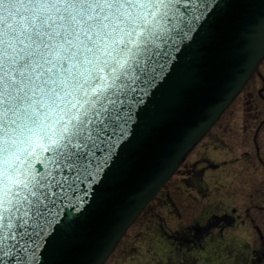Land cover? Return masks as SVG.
<instances>
[{
  "label": "snow or ice",
  "instance_id": "obj_1",
  "mask_svg": "<svg viewBox=\"0 0 264 264\" xmlns=\"http://www.w3.org/2000/svg\"><path fill=\"white\" fill-rule=\"evenodd\" d=\"M170 7L0 0V261L12 258L5 241L32 236L33 222L91 174L122 118L121 97L155 71L152 47Z\"/></svg>",
  "mask_w": 264,
  "mask_h": 264
},
{
  "label": "water",
  "instance_id": "obj_2",
  "mask_svg": "<svg viewBox=\"0 0 264 264\" xmlns=\"http://www.w3.org/2000/svg\"><path fill=\"white\" fill-rule=\"evenodd\" d=\"M155 71L134 82L90 173L0 264H105L264 59V0H168ZM99 165V167H97ZM40 171H43L40 168ZM39 233V235H37ZM19 257V259H17Z\"/></svg>",
  "mask_w": 264,
  "mask_h": 264
},
{
  "label": "rangeland",
  "instance_id": "obj_3",
  "mask_svg": "<svg viewBox=\"0 0 264 264\" xmlns=\"http://www.w3.org/2000/svg\"><path fill=\"white\" fill-rule=\"evenodd\" d=\"M263 78L264 63L105 264H249L254 249L264 251ZM232 209L235 228L190 248L193 227Z\"/></svg>",
  "mask_w": 264,
  "mask_h": 264
},
{
  "label": "flooded vegetation",
  "instance_id": "obj_4",
  "mask_svg": "<svg viewBox=\"0 0 264 264\" xmlns=\"http://www.w3.org/2000/svg\"><path fill=\"white\" fill-rule=\"evenodd\" d=\"M264 63V62H263ZM262 63V65H263ZM261 65V66H262ZM264 79V78H263ZM237 212L235 209H232L231 212L224 213L223 215H214L212 217H209L206 222L203 225L193 227L196 232L190 235V237L186 236V239L189 241H192V247H201L200 250L203 248V243L205 241V238L210 236L213 233H217L221 236L226 235V233L229 231V229L235 228L237 225ZM255 229L258 227L255 226ZM259 231L258 236L261 239H264L263 232L261 231L260 228H258ZM256 233V235H257ZM215 235V234H214ZM257 237H254V239ZM233 254L238 255L240 250L239 249H232ZM261 252L260 250L254 249L251 253V258L249 264H264V251Z\"/></svg>",
  "mask_w": 264,
  "mask_h": 264
}]
</instances>
